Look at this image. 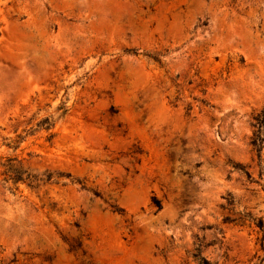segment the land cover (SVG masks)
<instances>
[{"label": "rangeland", "instance_id": "rangeland-1", "mask_svg": "<svg viewBox=\"0 0 264 264\" xmlns=\"http://www.w3.org/2000/svg\"><path fill=\"white\" fill-rule=\"evenodd\" d=\"M263 110L264 0H0V264H264Z\"/></svg>", "mask_w": 264, "mask_h": 264}, {"label": "trees", "instance_id": "trees-1", "mask_svg": "<svg viewBox=\"0 0 264 264\" xmlns=\"http://www.w3.org/2000/svg\"><path fill=\"white\" fill-rule=\"evenodd\" d=\"M256 124L259 130H262L264 133V110L256 118ZM252 144L255 148L258 149V152L260 153L262 138L257 135ZM3 166L5 167L4 175L6 176V181L11 180L15 184L19 182L27 183V185L31 188H35L40 181L36 176L31 175L30 173L22 170L19 166L15 165L12 160H8L7 163ZM258 226L260 228H263V222L261 220L258 222ZM199 256V254L195 255V258L199 260V264H212L205 258H201Z\"/></svg>", "mask_w": 264, "mask_h": 264}]
</instances>
